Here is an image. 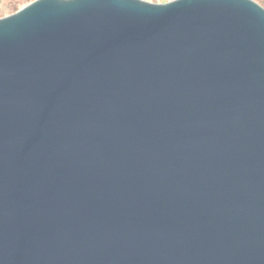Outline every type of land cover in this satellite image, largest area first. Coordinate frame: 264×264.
<instances>
[{
  "label": "water",
  "instance_id": "95a60500",
  "mask_svg": "<svg viewBox=\"0 0 264 264\" xmlns=\"http://www.w3.org/2000/svg\"><path fill=\"white\" fill-rule=\"evenodd\" d=\"M0 264H264V7L0 19Z\"/></svg>",
  "mask_w": 264,
  "mask_h": 264
},
{
  "label": "rangeland",
  "instance_id": "374dc122",
  "mask_svg": "<svg viewBox=\"0 0 264 264\" xmlns=\"http://www.w3.org/2000/svg\"><path fill=\"white\" fill-rule=\"evenodd\" d=\"M37 0H0V19L17 14ZM144 2L164 5L176 0H142ZM264 7V0H252Z\"/></svg>",
  "mask_w": 264,
  "mask_h": 264
}]
</instances>
